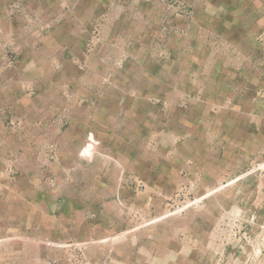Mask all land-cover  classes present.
<instances>
[{
  "label": "rangeland",
  "instance_id": "374dc122",
  "mask_svg": "<svg viewBox=\"0 0 264 264\" xmlns=\"http://www.w3.org/2000/svg\"><path fill=\"white\" fill-rule=\"evenodd\" d=\"M99 2L27 7L32 37L70 42L76 25L73 57L22 58L29 34L0 47V94L2 71L26 69L42 119L60 103L73 120L37 127L0 100V247L37 240L43 264H264V0Z\"/></svg>",
  "mask_w": 264,
  "mask_h": 264
},
{
  "label": "crops",
  "instance_id": "0c3cea01",
  "mask_svg": "<svg viewBox=\"0 0 264 264\" xmlns=\"http://www.w3.org/2000/svg\"><path fill=\"white\" fill-rule=\"evenodd\" d=\"M8 0H0V47L2 50H5L6 47H4L6 44H8L7 46H9V44H13L14 41H12L13 39H11L8 42V37L9 35L12 33L16 34V36H21L25 35V34H29L28 31L30 29H32V27H35L37 31H39V29L37 28V26H41L43 23V21L38 22L37 21V17H38V13L37 14H32L27 7H33L35 8V10H38L40 8H43L42 3H45V0H30V1H25V0H16L15 3H17L20 6L21 11L19 12V17L16 16V20L13 23H10V20H8V18H5L7 16H9V14L11 12H13L12 10L10 11V6L11 4H6ZM33 2V5H31V3ZM81 1L79 0H67V4L68 6H70V9L72 10H76L78 9V11H87V10H96L97 8L93 5H89V6H85V3H90L92 2V4H94L95 0H83L81 3ZM103 2L105 3L106 0H103ZM28 3V4H27ZM35 3V5H34ZM41 4V5H40ZM46 4H48V0H46ZM102 5V0L101 2H99V9L101 8ZM58 7V3L56 4ZM49 7L48 5H45ZM44 6V7H45ZM49 8H53L51 5ZM82 14V12L80 13ZM33 15H34V19H33ZM20 18L22 19L23 22L20 23ZM69 22V21H68ZM41 25H40V24ZM19 24H23V28H22V32L20 33L19 30ZM69 24V25H68ZM68 26H70L73 29L70 31L71 32V38H70V42L67 41H62V40H58L53 39L51 32L45 34V35H39L36 37H32L31 34H29L30 36H26V38L24 39H18L16 38V45L18 44V46H20V54L23 57H31V58H40V57H50V56H67V57H73L75 55H77V52L80 51V48L76 47V43L77 40L75 38V29L73 27H75L76 25L67 23ZM13 28V29H12ZM40 33V32H39ZM36 34H38V32H36ZM66 42V45H65ZM4 47V48H3ZM1 50V51H2ZM61 53V54H60ZM80 55V53H78ZM18 69L19 71L15 72V71H2V76H4V87L3 90L4 92H2L0 94V100L3 98V103L2 105L4 106H11V105H17V106H23L25 105L26 107L29 108V111L34 115L35 121H37L38 123H36L37 127L40 126L39 123H41L42 121V126L47 127L49 125V123L51 122L56 129L59 128V124H69L67 127L70 130L73 127V120H71L72 116L70 113H66L63 115L59 114V107H60V103H56V105H52V116L50 117L49 121L48 119H42V115H43V107L45 106V103L43 102L42 97H40L38 94L35 97L29 98L27 97V95L23 94L24 90H25V86L26 84L22 82H20L19 80L16 79H22L24 78V75L27 74L28 72L26 71V69ZM16 80V81H15ZM15 81V82H13ZM23 84V85H22ZM21 90V92H20ZM12 91H15L14 93V98L12 96ZM17 91L20 92V99H16V94ZM7 92V93H6ZM44 98V97H43ZM7 100V101H6ZM70 102L73 104L75 101L73 99L68 100L67 105L70 106ZM28 104V105H27ZM57 108V109H55ZM24 109L21 110V112L23 113ZM55 112V113H54ZM40 115V120H36L38 118V116ZM113 116V114H111L109 117ZM89 120L91 119V117L88 118ZM46 122L48 124H46ZM72 123V124H71ZM104 125V124H103ZM41 126V127H42ZM77 128V127H76ZM105 128L104 130L107 132L111 131L110 129H108L107 125H104ZM86 130V129H85ZM71 131V130H70ZM65 132H63L64 134ZM62 134V135H63ZM83 137H85V139L83 140L85 142V140L87 139V133L84 132L83 133ZM114 137L116 138L114 140ZM113 141H115V143H113L116 146V143H118L121 139L119 138V136H112ZM106 141V142H105ZM112 141V142H113ZM83 142V143H84ZM100 143L102 146H104L105 148H108L109 146H111V142L110 140H108V138H106L105 136H101L100 138ZM110 143V144H108ZM58 147V146H57ZM66 146H60L58 147V149L60 148V150L64 149ZM81 146H79L80 148ZM57 149V148H56ZM35 153L39 152L38 150L34 149ZM29 152L30 148H27V150L25 149V152ZM81 153V150L78 149V154ZM5 245L1 246L0 249L4 248L6 250H11V255L10 257H8L7 253H4L2 255V253H0V264H43V247H42V243H38L37 240H35V242L32 243H24V242H4ZM28 250H35L34 253H32V251L30 253H28ZM8 258H10V260H8ZM30 261V262H29Z\"/></svg>",
  "mask_w": 264,
  "mask_h": 264
}]
</instances>
